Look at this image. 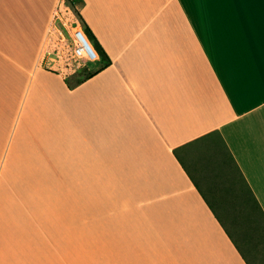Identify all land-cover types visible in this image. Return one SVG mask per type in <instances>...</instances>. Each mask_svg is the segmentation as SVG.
Here are the masks:
<instances>
[{
	"label": "crops",
	"instance_id": "crops-1",
	"mask_svg": "<svg viewBox=\"0 0 264 264\" xmlns=\"http://www.w3.org/2000/svg\"><path fill=\"white\" fill-rule=\"evenodd\" d=\"M67 1L0 0V264H249L196 165L223 139L264 211V0ZM63 13L111 60L73 88Z\"/></svg>",
	"mask_w": 264,
	"mask_h": 264
},
{
	"label": "rangeland",
	"instance_id": "rangeland-1",
	"mask_svg": "<svg viewBox=\"0 0 264 264\" xmlns=\"http://www.w3.org/2000/svg\"><path fill=\"white\" fill-rule=\"evenodd\" d=\"M69 11L72 9L71 0L67 1ZM68 14H61L59 20L61 25L62 35H60L59 57L64 58L68 67L72 68V72L67 77V80L71 83H75L79 79H83L88 73L99 69V65L95 63L99 59H79L74 55V33L77 28H71L67 26ZM65 21V22H63ZM66 23V25H65ZM69 30V31H68ZM62 55V56H61ZM222 154L221 150L215 151L214 157L197 156L199 171L203 173V176L208 179L210 184V192L205 185H201V188L206 193L209 200L217 210L219 216L228 224L229 228L233 232L235 239L239 242H246L248 246L245 247V253L250 260L251 264H264V252L263 249L256 246L260 239L253 240L245 238L244 226H246V215L249 213V209L244 205L242 199L238 195L239 190V178L237 175L223 174L221 167ZM196 176V173H193ZM197 177V176H196ZM239 183V184H238ZM226 188H232L230 192L226 191ZM212 190V191H211ZM234 190V191H233ZM237 190V191H236ZM243 232V237L241 233Z\"/></svg>",
	"mask_w": 264,
	"mask_h": 264
},
{
	"label": "trees",
	"instance_id": "trees-1",
	"mask_svg": "<svg viewBox=\"0 0 264 264\" xmlns=\"http://www.w3.org/2000/svg\"><path fill=\"white\" fill-rule=\"evenodd\" d=\"M84 24H85V27H84L85 35L87 36L88 40L92 44L95 51L98 53V55L100 57L99 60L102 59L104 61V63L99 67V69L88 73L83 79H79L75 83H71V82H69V80H67V83H68L69 87H71V88H73V87L85 82L86 80L92 78L93 76L98 74L100 71H102L106 66H108L111 63V60L108 57L107 53L105 52V50L103 49V47L101 46V44L99 43V41L97 40V38L95 37L93 32L91 31L89 26L85 23V21H84ZM218 143L220 144V147H221V149H220L221 154H222V158H221L222 165H221V167L224 168L223 174L227 172V174H229V175H237L238 176L240 184L238 183L239 184V187H238L239 190L238 191L236 190L238 193V195H236V196H239L242 199V202L244 203V205H246V207L249 209V213L246 215V226H244V231L246 230V232L244 233L245 238L247 239V241H249L248 240L249 237H251L250 239H253V240L260 239L256 246H258V247L261 246V248L263 249L262 251L264 252V211H263L259 201L257 200L256 196L254 195L251 187L249 186L248 182L246 181L245 177L243 176V173L241 172L240 168L237 166V164L234 160V157L231 154V152L229 151L224 140L222 139L221 142H217V144ZM215 149H217V148H215ZM225 189L227 192H230L232 190V188H226V187H225ZM217 214H218V212H217ZM222 221L225 224L229 235L233 238V241L235 242L239 251L245 257L247 262L249 264H251L250 260L248 259L247 255L245 253V247L248 246V244L246 242H242V241L239 242L237 239H235L233 232L231 231L228 224L226 223L227 221L225 222L223 219H222ZM244 231H242V233H241L242 237H243Z\"/></svg>",
	"mask_w": 264,
	"mask_h": 264
},
{
	"label": "snow or ice",
	"instance_id": "snow-or-ice-1",
	"mask_svg": "<svg viewBox=\"0 0 264 264\" xmlns=\"http://www.w3.org/2000/svg\"><path fill=\"white\" fill-rule=\"evenodd\" d=\"M206 20L217 30L239 27L246 0H195Z\"/></svg>",
	"mask_w": 264,
	"mask_h": 264
},
{
	"label": "built area",
	"instance_id": "built-area-1",
	"mask_svg": "<svg viewBox=\"0 0 264 264\" xmlns=\"http://www.w3.org/2000/svg\"><path fill=\"white\" fill-rule=\"evenodd\" d=\"M75 37V45H74V55L79 59H99L98 53L93 48L92 44L88 40L87 36L85 35L84 30L78 29L74 34ZM84 46L87 48V52L85 53V49L83 48L82 42ZM88 55V56H86Z\"/></svg>",
	"mask_w": 264,
	"mask_h": 264
},
{
	"label": "bare ground",
	"instance_id": "bare-ground-1",
	"mask_svg": "<svg viewBox=\"0 0 264 264\" xmlns=\"http://www.w3.org/2000/svg\"><path fill=\"white\" fill-rule=\"evenodd\" d=\"M78 30V29H77ZM77 30H75V33H76V31ZM82 42V41H81ZM82 45H83V48L85 49V53L87 52V48L84 46V44H83V42H82ZM86 56H88V55H86Z\"/></svg>",
	"mask_w": 264,
	"mask_h": 264
}]
</instances>
